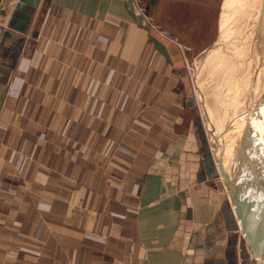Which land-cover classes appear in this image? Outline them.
<instances>
[{
    "label": "crops",
    "instance_id": "obj_1",
    "mask_svg": "<svg viewBox=\"0 0 264 264\" xmlns=\"http://www.w3.org/2000/svg\"><path fill=\"white\" fill-rule=\"evenodd\" d=\"M43 1L0 24V264H243L188 72L222 0H51L33 37Z\"/></svg>",
    "mask_w": 264,
    "mask_h": 264
},
{
    "label": "water",
    "instance_id": "obj_2",
    "mask_svg": "<svg viewBox=\"0 0 264 264\" xmlns=\"http://www.w3.org/2000/svg\"><path fill=\"white\" fill-rule=\"evenodd\" d=\"M39 2L40 0H0V24L9 28L15 26L16 30L25 34V26H17L16 17L21 15L22 10L27 9H30L32 15ZM50 3L51 0L43 1L33 37L38 36ZM259 13L258 22L253 29L255 34L251 45L257 44L260 37L264 39V0H261ZM3 31L0 28V37H3ZM6 35L11 36L10 32L4 33L5 38ZM22 40L23 36L20 38L21 42ZM261 46L264 52V41ZM244 65L245 63L243 67ZM235 90L237 96L235 104H237L240 95H238L239 89L235 88ZM256 97L258 102L255 106H251V109H249L253 102L251 98L244 104L245 111L243 106L239 109L237 131L230 134L227 130L225 142H223L224 132L220 134L212 129L210 131L212 137L209 140L201 118L197 117L196 122L201 139L203 164L200 178L220 179L222 187L227 191L228 199L223 204V210L226 211L225 229L242 231L243 264H264V86ZM245 249H248L249 262H246Z\"/></svg>",
    "mask_w": 264,
    "mask_h": 264
},
{
    "label": "rangeland",
    "instance_id": "obj_3",
    "mask_svg": "<svg viewBox=\"0 0 264 264\" xmlns=\"http://www.w3.org/2000/svg\"><path fill=\"white\" fill-rule=\"evenodd\" d=\"M220 6L222 12L212 46L203 53L190 55L188 71L196 99L195 113L209 140L212 129L221 134L226 127L237 51L257 24L261 0H222ZM244 255L248 257L246 249Z\"/></svg>",
    "mask_w": 264,
    "mask_h": 264
},
{
    "label": "bare ground",
    "instance_id": "obj_4",
    "mask_svg": "<svg viewBox=\"0 0 264 264\" xmlns=\"http://www.w3.org/2000/svg\"><path fill=\"white\" fill-rule=\"evenodd\" d=\"M254 32V30L249 32L243 42H241V46L238 48L239 50H236V69L234 70V77L230 83L231 92L228 95L229 106L227 109V124L224 129L223 142L227 140V130L230 134L237 131V115H239V109H242V106L244 108L246 100L250 98L253 102L252 100L250 101V103H252L249 109H251V106H255V103L258 102L256 97L257 93L264 86V83H262V81H264V52L261 46L264 39L260 37L257 44L251 45L255 34ZM244 63L245 65L243 67ZM235 88L239 89L238 95H240L237 104H235V99L237 98ZM236 101H238V99Z\"/></svg>",
    "mask_w": 264,
    "mask_h": 264
},
{
    "label": "built area",
    "instance_id": "obj_5",
    "mask_svg": "<svg viewBox=\"0 0 264 264\" xmlns=\"http://www.w3.org/2000/svg\"><path fill=\"white\" fill-rule=\"evenodd\" d=\"M136 2L137 3H140V1L139 0H136ZM141 10L143 11V13L145 14V16L150 20L151 18L146 14V12H145V8H143V7H141ZM151 21V20H150ZM108 130H109V125L106 127V129H105V133H107L108 132ZM144 151H146L148 154L147 155H152V156H154V155H156L157 154V152H155V151H153V150H150V149H148V148H145V150ZM143 151V152H144ZM143 154V153H142Z\"/></svg>",
    "mask_w": 264,
    "mask_h": 264
}]
</instances>
